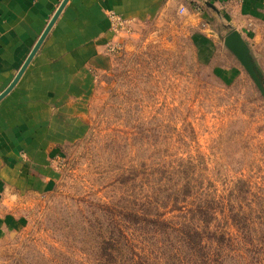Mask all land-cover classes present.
<instances>
[{
    "label": "rangeland",
    "instance_id": "rangeland-1",
    "mask_svg": "<svg viewBox=\"0 0 264 264\" xmlns=\"http://www.w3.org/2000/svg\"><path fill=\"white\" fill-rule=\"evenodd\" d=\"M177 19L118 28L58 176L23 194L0 264H264V96ZM264 80V16L238 31Z\"/></svg>",
    "mask_w": 264,
    "mask_h": 264
},
{
    "label": "crops",
    "instance_id": "crops-1",
    "mask_svg": "<svg viewBox=\"0 0 264 264\" xmlns=\"http://www.w3.org/2000/svg\"><path fill=\"white\" fill-rule=\"evenodd\" d=\"M64 0H0V95L14 82ZM123 26L177 19L200 43L264 16V0H68L13 89L0 100V234L23 194L49 189L97 76Z\"/></svg>",
    "mask_w": 264,
    "mask_h": 264
},
{
    "label": "water",
    "instance_id": "water-1",
    "mask_svg": "<svg viewBox=\"0 0 264 264\" xmlns=\"http://www.w3.org/2000/svg\"><path fill=\"white\" fill-rule=\"evenodd\" d=\"M67 1L68 0H64L61 8L57 12L54 19L49 24V26L47 27L46 31L44 32L43 36L39 40L38 44L36 45L35 49L33 50L32 54L28 58L25 65L23 66L22 70L19 72V74L16 77V79L14 80V82L11 84V86L5 92H3L0 95V100H2L16 85L19 78L21 77V75L23 74V72L25 71V69L27 68L29 63L31 62L33 56L35 55V53L37 52V50L39 49V47L43 43L45 37L47 36L49 30L53 26L55 20L59 16L60 12L62 11V9H63V7ZM225 44H226L227 48L239 59L241 64L245 67V69L247 70V72L249 73V75L251 76V78L253 79V81L255 82V84L257 85L259 90L261 91L262 95L264 96V80H263V77H262L261 73L259 72V70L257 69V67H256V65H255V63L251 57L250 50H249L247 43H245V41L242 39L239 32L236 30L230 31L228 33L226 39H225Z\"/></svg>",
    "mask_w": 264,
    "mask_h": 264
},
{
    "label": "built area",
    "instance_id": "built-area-1",
    "mask_svg": "<svg viewBox=\"0 0 264 264\" xmlns=\"http://www.w3.org/2000/svg\"><path fill=\"white\" fill-rule=\"evenodd\" d=\"M206 1H208V2H213V3H220V2H222V1H224V0H206ZM111 20H112V22L115 24V29H116L117 31H118V28H120V27L123 26L121 20L118 19L116 16L111 15Z\"/></svg>",
    "mask_w": 264,
    "mask_h": 264
}]
</instances>
